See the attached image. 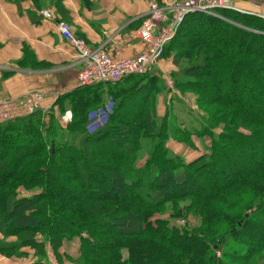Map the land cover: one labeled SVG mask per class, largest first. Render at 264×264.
<instances>
[{
  "label": "trees",
  "instance_id": "16d2710c",
  "mask_svg": "<svg viewBox=\"0 0 264 264\" xmlns=\"http://www.w3.org/2000/svg\"><path fill=\"white\" fill-rule=\"evenodd\" d=\"M226 14L237 15L232 17L246 26L234 24ZM202 23L230 37L223 50L216 49L218 40L202 41L193 32ZM188 31L192 44L177 43ZM257 42L264 45V19L259 17L225 10L218 16L194 13L185 19L163 57L172 46L170 57L175 55L173 63L179 69L174 75L182 92L198 94L203 123L200 129L180 128L176 134L172 126V138L156 122L150 99L148 105L144 100V92L157 83L152 73L77 88L58 98L52 109H63L62 121L70 116L67 126L59 114L57 121L46 123L42 107L0 124V255L24 257L23 249H36L32 264H51L46 248L57 251L63 240L79 236L82 255L76 264H260L264 259V108L255 112L233 89L224 95L220 85L211 83L215 79L211 69L217 64L230 69L232 88L247 74L256 75L257 86L264 84V58L253 48ZM243 57L256 62L245 63ZM135 96H141L142 118L136 114L133 122L134 118H123L122 111ZM109 103L112 113L107 115ZM201 105L206 112H201ZM93 112L102 122L94 117L96 125L90 130ZM140 128L148 139L139 141ZM66 130L69 139L61 137ZM192 136L205 147L197 158L187 160L168 145L175 140L192 149ZM106 137L118 139L125 148L118 156L100 153L107 159L101 164L94 158L95 143ZM243 144L249 154L246 166L240 167L242 157L234 152ZM95 174L105 175L102 187L93 182ZM65 193L68 198H63ZM167 204L174 205L171 220L191 213L197 226L151 221L149 216L163 213Z\"/></svg>",
  "mask_w": 264,
  "mask_h": 264
},
{
  "label": "crops",
  "instance_id": "0c3cea01",
  "mask_svg": "<svg viewBox=\"0 0 264 264\" xmlns=\"http://www.w3.org/2000/svg\"><path fill=\"white\" fill-rule=\"evenodd\" d=\"M156 1L171 5L177 0ZM234 2L242 8L239 3L243 0ZM250 6L255 7L252 11L264 13V2L251 0ZM44 12L50 13L52 19H47ZM147 13L145 0H0V96L17 98L43 91L46 98L42 111L47 113L58 98L77 89L78 75L85 68L77 50L57 30V23L71 25L75 35L90 48L112 53L115 42L120 41L121 56L132 58L146 48L139 30ZM63 118L60 122L68 123L70 116ZM97 118L101 123L102 117ZM191 142L192 149L175 140L168 145L176 154L191 160L205 148L197 136H192ZM80 243L76 238L64 242L57 251L46 248L51 264H76L81 256L77 248ZM23 252L24 257L0 255V264H32L37 259L35 250L25 248Z\"/></svg>",
  "mask_w": 264,
  "mask_h": 264
},
{
  "label": "rangeland",
  "instance_id": "374dc122",
  "mask_svg": "<svg viewBox=\"0 0 264 264\" xmlns=\"http://www.w3.org/2000/svg\"><path fill=\"white\" fill-rule=\"evenodd\" d=\"M255 1H256V3H259L260 1L264 2V0H255ZM250 3H251V0H243V3H239V5L248 11L255 9V7L250 6ZM259 13L264 15L263 12H259ZM232 16H237V15H235V14L224 15V17H227V18L229 17L230 18L229 20L233 21L234 24L235 23L241 24L239 26H243V28H244V26H246V24H244V22H242V20L235 19ZM250 16H252V15H250ZM193 29H194L193 32L194 33L196 32V34L201 38L202 41H205L206 39L218 40L221 44L216 45L217 50H223V48H225V46H223L222 44H224L225 41L230 38L228 35L227 36L224 35L223 32L218 31L219 28H216V27H213V28L209 27L208 28L203 23L199 27H196ZM188 32L184 33V35H187V36H184V35L180 36V37L184 36L185 38H178L177 43L188 42L190 39H192L191 33L189 32V34H187ZM192 41H194V40L189 41V44H192ZM171 47L168 48L164 57L162 56L159 64L156 66V68L154 70H152L151 75L156 78V82H157L156 85L154 87H152L150 92L147 89L146 92H144V94H143L144 100L145 99L147 100V105H148V100L150 99L149 103H150L151 107L153 108L154 117L156 118V122L159 123V125L162 128H164L165 130L167 129V131L169 132L170 138H172V136L170 135L172 126L174 127L175 134H176L179 131V130L177 131V129H180V128L184 129V131H186V132L192 130L193 128L200 129L201 125L203 123V121L201 119L202 117L198 113V110H199V108H198L199 101H198V97H197L198 94L197 93H191V92L186 91V90H185V92H182L183 88L180 86V83H179L177 77L174 75V73L178 72L179 69L173 63L175 55L170 57V54L172 53V50H173ZM253 48H254V51L256 52V55L258 53L260 56H262L264 58V45L262 46V43H260V42L255 43ZM252 59L255 63L256 59L255 58H252ZM252 59H250L249 57H243V60L246 61L245 63H247L248 61H251ZM163 61H165V62H163ZM160 63H161V65H160ZM263 65L264 64H261V66H263ZM226 67L223 65H217V64L212 66V69H211L212 72L211 73L215 79L211 80L212 81L211 83L215 84V86L220 85V89H222L221 91L224 95H226V92L228 94L230 92V89H233L232 90L233 94L238 95V96H243L244 103L246 105H248V107L252 108L255 112H258V113L263 112V111H261L260 108H262V107L264 108V104H263L264 93H262L264 84H260L259 86H257L259 83H254V79H253V76H256V75L255 74H247V75L242 76V77H244V79L241 80L243 82H240V85L232 88V86H230V85H233V79H231L232 83H230V81H229L232 73H231L230 69L228 70V68H226ZM258 76L260 77L261 74L259 73ZM212 84H209V85L211 86ZM211 89H213V87H211ZM259 93H262V96H258ZM140 98H141V96H135V97L130 98L127 101L126 106H125L124 110L122 111L123 118H127L128 120H131L134 118L133 116H135L136 114H139L140 115L139 118H142V116H141L142 115V108L140 110V107H141ZM61 110L63 111L62 108L50 109L46 113V121L45 122L50 123L52 118L56 120V118H55L56 114H59L58 118L60 119L61 115L59 112ZM200 110H201V112H203V111L206 112L207 108H205L204 106L201 105ZM111 113H112V111H109V110H107V112H106L107 115H110ZM208 116L210 117L211 114L208 113ZM89 118L92 119V122L89 125V129L92 130L94 128V126L96 125V123H94V119H93L94 114L91 113ZM135 118L132 120L133 122L135 121ZM63 125L67 126L68 123L64 122ZM132 127H133V125H132ZM135 131H138V129H136ZM221 131H222L221 129H218V133H221ZM240 131H243V130H240ZM136 134H138L139 141L142 138L148 139V136L145 135V131L141 128L139 129V131ZM61 137L65 138V139H69L70 138V131L66 130V132L61 134ZM151 140H153V139H151ZM207 141L209 142L210 138H207ZM123 145L124 144H122L120 141H118V139L114 140L113 138L106 137L103 140H101L100 142L98 141L95 143L96 150H95V154H94L95 157L94 158H95V160H97L101 164H107L106 157L104 155H103V157H101L102 155H100V153L103 152L104 154H108L107 157H109V153H114L115 155L118 156L120 154L121 150H123L125 148ZM247 147H248L247 144H243V145H241L240 149H236L234 152V154H236V155L239 154L242 157L240 167H245L247 164L246 159H247V154H249ZM242 148H244L246 150H242ZM186 149L189 150L188 148H186ZM185 156H186L187 160H189L187 155H185ZM144 157H145V155H144ZM141 160H142L143 164L146 163L145 158H143ZM102 172H104V171H102ZM92 179H93V182H96V184H98L101 187L106 182L105 175L95 174L92 176ZM217 180L219 182L222 181L218 177H217ZM211 181H212V178H210V180H207L205 183H208ZM21 192H22L21 195L24 193L26 195V193H27L26 191H24V192L21 191ZM29 195H32V193ZM63 198H68V195L65 193L63 195ZM166 206L167 207L165 208V211L163 213L156 212V213H153L152 215H150L149 217L151 218V221L155 222L158 219H166V220L171 221L172 224H175L178 227H181V228L190 227V229L193 226L194 227L197 226L196 217L191 213L183 215L180 218L171 220V214L174 212V205L173 204H167ZM38 238L40 240L42 239L41 236H38ZM76 238H79L81 240V243H80V245L78 244L77 248H79V253H80V255H82V239L79 236H76L71 240H63L61 243V246L63 245L64 242L72 241ZM114 238L120 240V238H118L116 236H114ZM10 240L15 241L16 237H11ZM49 248L51 250L53 249L51 247H49ZM105 249L108 252L111 251L110 248H105ZM35 251H37V253L39 252V250H36V249H35ZM123 255L124 256L128 255V250L126 248L123 249ZM260 264H264V259L261 261Z\"/></svg>",
  "mask_w": 264,
  "mask_h": 264
},
{
  "label": "built area",
  "instance_id": "2783aa9c",
  "mask_svg": "<svg viewBox=\"0 0 264 264\" xmlns=\"http://www.w3.org/2000/svg\"><path fill=\"white\" fill-rule=\"evenodd\" d=\"M148 13L139 30V38L146 48L132 58L121 56L122 43L116 41L113 52L90 48L86 41L77 37L71 25L57 23V30L82 58L85 68L77 78V88L91 87L100 83H115L124 78L152 73L159 64L166 46L175 38L185 19L194 13L217 16L219 11H234L264 19L260 11L245 10L235 0H177L171 5H161L156 0H145ZM47 19L50 13L44 12ZM46 98L43 91H32L17 98L0 96V124L16 121L35 113Z\"/></svg>",
  "mask_w": 264,
  "mask_h": 264
}]
</instances>
